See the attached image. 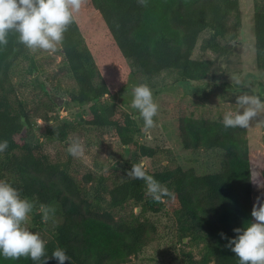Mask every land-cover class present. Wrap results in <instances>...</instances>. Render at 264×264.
<instances>
[{
	"label": "trees",
	"instance_id": "16d2710c",
	"mask_svg": "<svg viewBox=\"0 0 264 264\" xmlns=\"http://www.w3.org/2000/svg\"><path fill=\"white\" fill-rule=\"evenodd\" d=\"M252 33L256 66L264 58V0H254ZM241 28L238 0H88L64 33L60 44L63 62L75 88L67 99L88 106L82 119L86 126L112 128L134 157L154 158L160 149L139 144L130 114L119 109L114 95L132 74L130 61L144 75L163 70L177 71L181 83L205 79L215 65L208 59H194L192 52L199 35L208 31L202 48L226 52L228 41ZM0 46V141L8 148L0 153V180L20 191L34 203L31 231L44 236L39 205L56 207L61 222L44 239L46 257L60 247L67 250L66 264H124L142 251L155 232L140 222L116 219L111 209H122L133 201L141 212H158L165 206L176 223L179 242L199 247L198 258L191 252L183 264H239L238 257L225 247L235 228L253 222L252 178L246 128H225L222 120L186 117L180 120L179 139L185 149L222 152L220 169L198 175L176 166L148 171L172 196L156 202L147 193L143 180L124 178L105 184L114 172L86 173L83 184L63 163L50 161L40 140L30 144L22 131L30 126L29 116L13 96L12 70L29 57L18 33L8 34ZM73 126L48 125L42 136L64 141ZM18 138V139H17ZM40 137L38 136V139ZM264 184V167L260 170ZM88 185V186H87ZM106 196L108 199H106ZM261 200H264L262 187ZM106 202L107 208L102 204ZM221 233L225 238L221 237ZM0 264H36L29 258L6 259ZM47 264H58L49 258Z\"/></svg>",
	"mask_w": 264,
	"mask_h": 264
},
{
	"label": "rangeland",
	"instance_id": "374dc122",
	"mask_svg": "<svg viewBox=\"0 0 264 264\" xmlns=\"http://www.w3.org/2000/svg\"><path fill=\"white\" fill-rule=\"evenodd\" d=\"M238 2L241 28L239 34L228 41L229 49L226 52L202 48L209 37L208 31H203L198 37L192 58L215 61L205 79L181 83L177 71L171 69L148 76L130 61L132 74L115 93L114 102L135 121L138 133L133 136L134 140L160 149L161 153L157 157L138 158L134 162L129 147L120 142L112 128H95L82 122L88 114L90 103L77 105L68 101L67 92L75 88V82L65 69L60 45L55 52H32L28 49L29 57L19 60L12 70L13 96L21 102L31 123L22 131L25 140L30 144L40 140L49 160L64 163L81 184L88 172L96 176L112 169L114 172L105 181L111 187L113 182L127 178V171L137 163H143L147 172L162 169L163 166L192 169L198 175L218 171L222 152L183 148L179 139V124L186 117L223 120L226 112L237 109L236 97L243 94L264 98V58L262 65L257 67L253 45L254 0ZM141 83L149 85L153 99L159 105L158 114L153 118L155 127L148 130L144 128L138 110L131 107L132 89ZM260 90L263 94H260ZM55 97L62 100L61 104L54 101ZM60 123L73 126L64 141L48 140L42 136L48 125ZM246 137L252 199L255 203L257 197L261 199L262 195V187H258L257 183L261 184L260 170L264 167V110L246 128ZM75 138H79L85 147L82 157H74L67 151ZM102 207L107 208L106 202ZM55 209L54 217L43 223L44 239L49 238L51 230L62 220L61 214ZM111 211L116 219H137L155 229L142 251L124 264H183L182 260L188 252L198 258L199 247L186 245V239L178 241L176 223L167 207H161L158 212H141L138 204L129 201L125 208ZM25 226L29 230L32 228L30 214Z\"/></svg>",
	"mask_w": 264,
	"mask_h": 264
},
{
	"label": "clouds",
	"instance_id": "9594fccd",
	"mask_svg": "<svg viewBox=\"0 0 264 264\" xmlns=\"http://www.w3.org/2000/svg\"><path fill=\"white\" fill-rule=\"evenodd\" d=\"M88 0H0V46L8 43L10 32L18 33V41L32 52L43 50L55 52L62 44L64 33ZM144 5L146 0H139ZM239 83V80H237ZM235 111L223 115V126L227 128H247L264 110V99L259 95L243 94L236 97ZM131 107L138 110L145 130L155 127L154 117L159 105L153 99L149 85L138 84L132 89ZM8 148V141H0V153ZM67 151L74 157H82L85 147L79 138L69 144ZM127 176L143 180L147 193L156 202L172 196L169 189L149 175L143 163L131 166ZM258 187L264 184L257 183ZM34 203L22 198L20 191L8 182L0 180V255L6 259L29 258L36 264H47L49 258L58 264L69 262L66 249L56 247L51 257H46V241L39 233L25 226ZM42 221L47 223L55 215L53 206L40 204ZM253 222L246 227L233 229L237 235L228 238L225 247L239 259V264H264V200L257 197L251 210ZM221 237L224 234L221 233Z\"/></svg>",
	"mask_w": 264,
	"mask_h": 264
},
{
	"label": "water",
	"instance_id": "95a60500",
	"mask_svg": "<svg viewBox=\"0 0 264 264\" xmlns=\"http://www.w3.org/2000/svg\"><path fill=\"white\" fill-rule=\"evenodd\" d=\"M260 94H263V93H262V90H260ZM261 98L264 99L262 96H261ZM54 101H55L57 104H61V101H62V100H61L60 98H58V97H55V98H54Z\"/></svg>",
	"mask_w": 264,
	"mask_h": 264
}]
</instances>
